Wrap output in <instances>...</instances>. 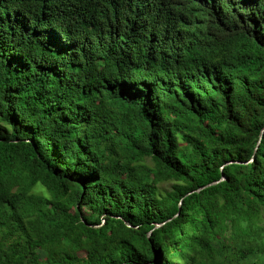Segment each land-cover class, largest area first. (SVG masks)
Returning <instances> with one entry per match:
<instances>
[{"label": "trees", "instance_id": "trees-1", "mask_svg": "<svg viewBox=\"0 0 264 264\" xmlns=\"http://www.w3.org/2000/svg\"><path fill=\"white\" fill-rule=\"evenodd\" d=\"M172 257L264 264V0H0V264Z\"/></svg>", "mask_w": 264, "mask_h": 264}, {"label": "water", "instance_id": "water-1", "mask_svg": "<svg viewBox=\"0 0 264 264\" xmlns=\"http://www.w3.org/2000/svg\"><path fill=\"white\" fill-rule=\"evenodd\" d=\"M233 162H237V161H228L227 164H230V163H233ZM221 180H224V176H223L220 180L215 181V182H212V183H210V184H208V185H211V184L217 183V182H219V181H221ZM198 190H200V188L197 189V191H198ZM160 225H161V224H156V227H159ZM149 233H150V232H149Z\"/></svg>", "mask_w": 264, "mask_h": 264}, {"label": "rangeland", "instance_id": "rangeland-1", "mask_svg": "<svg viewBox=\"0 0 264 264\" xmlns=\"http://www.w3.org/2000/svg\"><path fill=\"white\" fill-rule=\"evenodd\" d=\"M172 260H173V262L176 263V264H182V263L178 262V261L175 259V257H172Z\"/></svg>", "mask_w": 264, "mask_h": 264}]
</instances>
